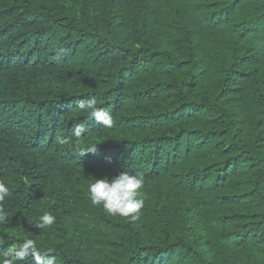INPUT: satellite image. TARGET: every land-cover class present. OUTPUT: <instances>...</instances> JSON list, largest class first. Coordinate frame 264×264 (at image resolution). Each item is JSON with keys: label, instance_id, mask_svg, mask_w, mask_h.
<instances>
[{"label": "trees", "instance_id": "trees-1", "mask_svg": "<svg viewBox=\"0 0 264 264\" xmlns=\"http://www.w3.org/2000/svg\"><path fill=\"white\" fill-rule=\"evenodd\" d=\"M125 171L136 220L88 197ZM0 179V254L27 237L56 264H264V0H0Z\"/></svg>", "mask_w": 264, "mask_h": 264}, {"label": "clouds", "instance_id": "clouds-1", "mask_svg": "<svg viewBox=\"0 0 264 264\" xmlns=\"http://www.w3.org/2000/svg\"><path fill=\"white\" fill-rule=\"evenodd\" d=\"M77 107L90 120L102 127L110 129L114 126L111 111L99 107L94 99L80 100ZM86 131L87 128L84 123H78L74 126L72 138L75 143H80ZM60 142L66 143L68 140L61 138ZM97 151V144H91L87 149L82 150L81 155L84 156L85 153L89 152L96 154ZM144 187L145 178L143 174H131L125 171L112 179L107 177L94 179V182L88 185V197L92 205H102L109 215L136 220L145 205L142 191ZM11 195L10 186L3 179H0V225L7 222L4 205ZM55 223L56 216L51 212H46L39 218L37 227L44 229ZM28 261H35V264H56L55 257L49 256L46 251L38 247L35 240L27 237L20 243L10 245L4 253L0 254V264H24Z\"/></svg>", "mask_w": 264, "mask_h": 264}]
</instances>
